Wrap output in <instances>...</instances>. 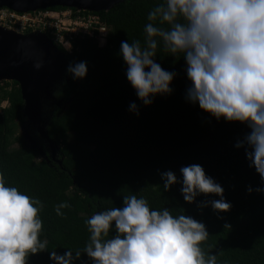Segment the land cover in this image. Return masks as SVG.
I'll use <instances>...</instances> for the list:
<instances>
[{
	"label": "trees",
	"instance_id": "1",
	"mask_svg": "<svg viewBox=\"0 0 264 264\" xmlns=\"http://www.w3.org/2000/svg\"><path fill=\"white\" fill-rule=\"evenodd\" d=\"M159 2L124 0L96 11L108 29L103 46L95 37L73 40L68 64L85 61L86 75L73 79L66 72L68 80L58 78L51 87L55 100L41 112L60 163L51 159L47 143L23 116L18 83L0 84V103L7 101L0 106V175L42 205L39 238L47 241V248L30 253L26 264H53L49 251L82 250L90 237L85 221L95 212L121 207L128 195L145 198L150 209L166 207L174 216L202 221L209 235L200 247L205 258L216 254V264H264V193L246 191V186L261 185L260 176L249 167L245 146L234 147L250 128L239 121H217L187 102L184 93L190 82L182 53L172 56L159 38L154 60L176 72L170 82L173 91L143 105L126 79L120 42L138 40L143 46L147 14ZM56 100H61L59 106ZM130 102L137 104L139 115L128 110ZM17 126L24 127L35 146L16 132ZM39 148L45 157L39 156ZM194 163L222 186L224 199L231 203L227 211L200 206L201 201L219 199L215 194L201 193L189 203L180 192L181 183L164 190L162 172L171 170L179 181L180 167ZM61 202L70 206L57 215L54 209ZM73 264L92 260L81 251Z\"/></svg>",
	"mask_w": 264,
	"mask_h": 264
},
{
	"label": "clouds",
	"instance_id": "2",
	"mask_svg": "<svg viewBox=\"0 0 264 264\" xmlns=\"http://www.w3.org/2000/svg\"><path fill=\"white\" fill-rule=\"evenodd\" d=\"M147 21L143 46L138 40L121 41L119 46L126 79L137 98L149 105L157 94L173 91L170 82L176 72L154 60L159 38L172 56L182 53L190 82L184 93L187 102L198 104L217 121H239L250 128L234 147L245 146L249 167L260 176L261 185L246 186V191L264 193V0H160ZM66 72L73 79L83 78L86 62H70ZM128 110L139 115L135 102ZM179 172V181L171 170L161 173L165 191L179 182L186 202L211 193L219 199L201 201L200 206L210 205L215 211L231 207L222 186L201 165L182 166ZM69 206L61 202L54 210L63 215L60 209ZM41 207L39 200L6 184L0 175V264H26L30 253L47 248V241L39 238ZM85 224L89 242L75 252L49 251L53 264H73L81 251L92 264H216V254L205 258L200 247L209 235L202 221L174 216L166 207L150 209L143 197L123 196L121 207L95 212Z\"/></svg>",
	"mask_w": 264,
	"mask_h": 264
},
{
	"label": "water",
	"instance_id": "3",
	"mask_svg": "<svg viewBox=\"0 0 264 264\" xmlns=\"http://www.w3.org/2000/svg\"><path fill=\"white\" fill-rule=\"evenodd\" d=\"M124 0H0V7L16 11L63 6L89 11L109 10ZM39 64L37 68L34 65ZM67 58L45 33L34 31L18 33L0 25V81L18 83L23 100L22 114L48 145L52 156L57 147L48 136L42 108L55 100L51 92L54 82L66 73ZM61 100H56L59 106ZM58 163L60 161L58 160Z\"/></svg>",
	"mask_w": 264,
	"mask_h": 264
},
{
	"label": "built area",
	"instance_id": "4",
	"mask_svg": "<svg viewBox=\"0 0 264 264\" xmlns=\"http://www.w3.org/2000/svg\"><path fill=\"white\" fill-rule=\"evenodd\" d=\"M0 25L18 33L41 31L65 57L72 53L75 38L95 37L98 45L103 46L108 31L98 13L69 7L37 8L21 12L0 7Z\"/></svg>",
	"mask_w": 264,
	"mask_h": 264
},
{
	"label": "rangeland",
	"instance_id": "5",
	"mask_svg": "<svg viewBox=\"0 0 264 264\" xmlns=\"http://www.w3.org/2000/svg\"><path fill=\"white\" fill-rule=\"evenodd\" d=\"M3 82V80L2 81H0V84ZM7 105V101L6 100H3L1 103H0V106H6ZM16 132H18V133H21L24 137H25V139H27V141L32 145V146H35V141L33 140V139H31L30 138V136L26 133V131H25V129H24V127L23 126H17L16 127ZM39 156L41 157V158H43V157H45L44 156V153L42 152V150L39 148Z\"/></svg>",
	"mask_w": 264,
	"mask_h": 264
},
{
	"label": "flooded vegetation",
	"instance_id": "6",
	"mask_svg": "<svg viewBox=\"0 0 264 264\" xmlns=\"http://www.w3.org/2000/svg\"><path fill=\"white\" fill-rule=\"evenodd\" d=\"M32 127V126H31ZM33 128V127H32ZM36 132V131H35ZM40 136V135H39ZM41 137V136H40ZM44 140V139H43ZM45 141V140H44ZM44 153V152H43ZM57 153V151H56ZM49 156L51 157V159L55 160L58 162V159H56V154L54 156H52V153L50 152V149H49Z\"/></svg>",
	"mask_w": 264,
	"mask_h": 264
}]
</instances>
